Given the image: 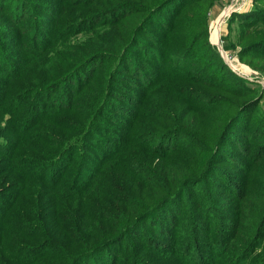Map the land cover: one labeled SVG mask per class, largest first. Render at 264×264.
Wrapping results in <instances>:
<instances>
[{
	"label": "trees",
	"instance_id": "16d2710c",
	"mask_svg": "<svg viewBox=\"0 0 264 264\" xmlns=\"http://www.w3.org/2000/svg\"><path fill=\"white\" fill-rule=\"evenodd\" d=\"M172 1L134 13H143L150 25L154 14ZM4 6L3 1L0 22L8 24V40L17 57L10 64L7 57H0V72L4 71L0 73V205H4L0 207V264H100L105 252L129 236L136 238L149 222L154 228L151 239L155 236L160 244H133L128 252H136L137 257L120 261L119 254L110 264H264V163H258L264 158V146L254 150L253 163L233 164L237 167L233 170L225 165L234 160L227 146H236L245 158L250 154L253 141L248 120L242 124V118L253 108L251 101L226 108L227 104L218 107L217 101H209L205 91L194 90L201 96L198 102L187 93H173L172 103L166 99L169 123L158 124L153 131H168L160 136L170 139L165 148L158 135L139 132L145 121L150 122L146 112L137 126L129 123L119 139L104 124L110 110L104 100L114 96L110 74L104 82L93 70L70 102L58 105V100L46 98L69 86L89 62L113 61L125 53L128 57L131 47L125 51L124 39H108L105 31L92 33L78 45L66 40L46 53L44 46L35 43L26 47L25 32L10 28L21 24L20 5ZM58 9L49 13L54 25L67 19ZM73 9L71 25L89 14L77 5ZM236 16L250 28L240 32L238 44L250 42L239 49V59L261 56L264 71V27L251 21H263L264 12L255 9ZM122 20L111 25L126 31ZM58 27L62 29L61 23ZM180 27L172 30L179 32ZM128 34L120 33L125 38ZM260 36L262 40L257 39ZM204 47L210 50L207 40ZM180 73L175 69L169 75L168 89H186ZM195 83L204 85L198 79ZM172 104H177L176 112L170 110ZM190 116V127L180 126ZM177 125L175 134L172 128ZM178 137L185 140L181 146L174 139ZM215 179L222 182L216 184ZM208 183L213 188L205 191ZM187 191L194 193L188 197ZM184 202L187 221L180 224ZM155 219L166 226L157 228Z\"/></svg>",
	"mask_w": 264,
	"mask_h": 264
},
{
	"label": "rangeland",
	"instance_id": "374dc122",
	"mask_svg": "<svg viewBox=\"0 0 264 264\" xmlns=\"http://www.w3.org/2000/svg\"><path fill=\"white\" fill-rule=\"evenodd\" d=\"M3 1L4 8H7L8 5H20L21 24L15 29L14 27L10 28L16 31L22 29L25 32L24 43L22 44L26 47H29L31 43H35L38 48L44 46L46 53L57 48L66 40L69 45H78L91 37L92 33L105 31L108 39L115 41L124 39L122 47L125 51L126 47L132 49V52L128 53V57L125 53L124 57L113 61L99 59L89 62L87 64L89 66L86 65L87 67L85 66L70 80L69 86L64 85L51 93L47 96V101L53 98L55 101L58 100V105L64 104L66 101L70 102V98L76 94L77 88L85 79H88L93 70H98L104 82L110 74L112 85L110 92L114 96L107 95L106 101L104 100V104L110 109L108 118L104 120L106 128L121 139L124 137L127 125L130 123L137 126L143 119V113L146 112L145 115H147L150 122L145 121V125L139 132L152 134L150 137L158 135L157 139L163 141L164 148L170 139L167 140L168 135L163 139L160 136L168 131L162 133H153V131L156 125L169 123V119L166 120V110L169 109L166 108V99L172 103L171 94L187 93L190 99L192 98V100L198 102L201 97L198 96V93L205 91L210 94L209 101H217L218 107L220 104H227L226 108L242 106L251 101L253 108H251L248 115L242 118V124L248 120V135L253 141L252 144H249L250 154L248 158H245L239 155L236 146H227L234 160L232 163H226L225 165L228 169L233 170L237 169L233 164L256 161L253 158L254 150L259 146H264V76L261 75L264 71L262 70L261 56H258L256 60H252L248 56L243 57L241 60L238 57L239 49L250 42V39H245L238 44L240 32L250 31V28L246 27V23L243 24L236 15L250 13L255 9L264 12V0H174L169 4H164L154 14L156 16L150 25L146 24L143 13L135 14L134 12L143 11L146 7L155 10L166 0H143L145 3L135 4L134 6L129 5L131 1L128 2V0H0V3ZM95 1H99L101 7H98L99 3L94 5ZM76 5L78 9H86L89 14L79 16L77 22L71 25L69 23L75 17L76 10L73 8ZM58 8H61V12L67 16V19L54 25L52 16H49V13L52 14V10H59ZM207 9L210 11L205 17V19L207 18V26L205 27L203 16ZM227 9H229V12L226 14L227 16L225 15L219 29V44H213L211 41L213 25ZM210 13L213 14V18L210 17ZM260 18L263 19L264 17L260 16ZM120 19H123L122 25L127 27L126 31L129 33L126 38L120 35V33H126V31H121L120 27L111 25ZM251 21L254 25L262 22L261 25L264 27V20L258 21L255 19ZM181 22L182 24H180ZM60 23L61 30L58 27ZM7 26L8 24L0 22V31H4V33H0V57H7L6 62L10 64L16 59L15 52L17 51H14L10 46L8 39L11 34L7 31ZM179 26H181L179 32L172 30ZM5 28L6 30H3ZM139 33H144V35L138 36ZM204 34L205 39L199 42L200 39L198 38L203 37ZM29 35H32V37ZM257 39L262 40L263 37L260 36ZM34 40L35 42H33ZM206 40L210 50L204 47ZM187 44L190 45L188 48ZM211 48L217 52L220 60L215 58V53ZM249 61H252V65H248ZM230 63L237 65L238 71L234 69L235 66L232 68ZM175 69L181 71L180 74L185 77L181 82V85L186 87L184 90L181 89V86L175 91L166 87V80H168L169 75L175 72ZM0 73H4V71ZM231 75H235L246 82L244 84L240 83L235 80V76ZM196 79L204 81V85L202 87L198 86L195 83ZM194 90L199 92L196 93ZM45 101L43 103L48 105ZM160 101L165 106H161ZM130 102L134 103L130 104ZM139 102H141V108H139ZM111 110H115L116 113L111 112ZM170 110L176 112L178 110L177 104H172ZM180 116L177 115V120ZM191 122L192 117L190 116L188 119L182 120L180 126L189 128ZM254 126L255 132L253 131ZM172 129H174L175 134H178V125L177 127L173 126ZM257 129H260V132H257ZM179 133L183 135L181 131ZM174 139L178 140V146L185 143V140L179 137ZM108 142V146H111V141L108 140ZM258 163H264V158H260ZM215 181L216 184L222 182L219 179H215ZM212 186L209 183L206 184L205 191L212 189ZM215 190L219 191L218 188H215ZM193 193L194 191H187L188 197ZM199 194L204 196V193L199 192ZM188 197H186V201ZM184 203L185 205L181 207L180 224L187 221L185 212L187 202ZM0 207L2 209L4 205H0ZM152 223H145L142 232H138L136 238L129 236L122 243L105 252L102 255V263L110 264L111 259L118 257L119 254H121L120 261L129 259L131 254L128 249L136 243L148 242L152 245H159L160 242L155 241V236L151 239V234L154 233V228H151ZM154 225L157 228L165 227L166 222L155 219ZM147 237L151 241H148ZM137 256L134 252L131 258L134 259ZM127 263L131 264V261H127Z\"/></svg>",
	"mask_w": 264,
	"mask_h": 264
},
{
	"label": "bare ground",
	"instance_id": "6f19581e",
	"mask_svg": "<svg viewBox=\"0 0 264 264\" xmlns=\"http://www.w3.org/2000/svg\"><path fill=\"white\" fill-rule=\"evenodd\" d=\"M228 13V10H226L223 14H221V16L219 17V20L214 24L215 25V27H214V25H213V30H212V32H211V41H212V43H214V44H219V34H220V25H221V22H223V19H224V17H225V15ZM218 27H217V26ZM227 60V59H226ZM231 64V63H230ZM231 66H232V68L235 66V70L236 71H238L237 70V65H233V64H231ZM240 72V71H239ZM243 73H244V71H243Z\"/></svg>",
	"mask_w": 264,
	"mask_h": 264
},
{
	"label": "crops",
	"instance_id": "0c3cea01",
	"mask_svg": "<svg viewBox=\"0 0 264 264\" xmlns=\"http://www.w3.org/2000/svg\"><path fill=\"white\" fill-rule=\"evenodd\" d=\"M210 17L213 18L214 17L213 14L210 13Z\"/></svg>",
	"mask_w": 264,
	"mask_h": 264
},
{
	"label": "built area",
	"instance_id": "2783aa9c",
	"mask_svg": "<svg viewBox=\"0 0 264 264\" xmlns=\"http://www.w3.org/2000/svg\"><path fill=\"white\" fill-rule=\"evenodd\" d=\"M227 10H229V9H227ZM224 12V11H223ZM229 12V11H228ZM227 16V15H226ZM225 18V17H224ZM224 20V19H223Z\"/></svg>",
	"mask_w": 264,
	"mask_h": 264
},
{
	"label": "water",
	"instance_id": "95a60500",
	"mask_svg": "<svg viewBox=\"0 0 264 264\" xmlns=\"http://www.w3.org/2000/svg\"><path fill=\"white\" fill-rule=\"evenodd\" d=\"M219 48V47H218Z\"/></svg>",
	"mask_w": 264,
	"mask_h": 264
}]
</instances>
